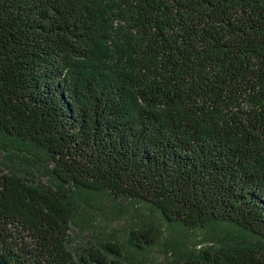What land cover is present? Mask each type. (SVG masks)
<instances>
[{
  "label": "trees",
  "instance_id": "16d2710c",
  "mask_svg": "<svg viewBox=\"0 0 264 264\" xmlns=\"http://www.w3.org/2000/svg\"><path fill=\"white\" fill-rule=\"evenodd\" d=\"M0 134L45 152L59 182L0 166L8 264H123L117 242L69 250L77 189L264 242V0H0ZM176 264H264V245Z\"/></svg>",
  "mask_w": 264,
  "mask_h": 264
},
{
  "label": "rangeland",
  "instance_id": "374dc122",
  "mask_svg": "<svg viewBox=\"0 0 264 264\" xmlns=\"http://www.w3.org/2000/svg\"><path fill=\"white\" fill-rule=\"evenodd\" d=\"M0 166L10 174L59 186L53 174V164L45 152L1 134ZM73 199L77 211L71 225L68 247L77 260L89 249L101 248L109 241L121 245L123 264H176L186 257H200L207 249L264 245L259 238L228 224L217 223L206 228L190 229L169 223L148 204L131 199H114L108 193L77 189ZM150 225L158 230L157 243L145 250L131 245V231Z\"/></svg>",
  "mask_w": 264,
  "mask_h": 264
},
{
  "label": "water",
  "instance_id": "95a60500",
  "mask_svg": "<svg viewBox=\"0 0 264 264\" xmlns=\"http://www.w3.org/2000/svg\"><path fill=\"white\" fill-rule=\"evenodd\" d=\"M0 264H8L3 258L0 257Z\"/></svg>",
  "mask_w": 264,
  "mask_h": 264
}]
</instances>
